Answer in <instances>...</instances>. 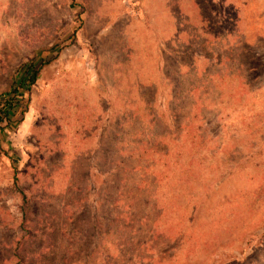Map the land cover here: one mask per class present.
<instances>
[{
  "label": "rangeland",
  "instance_id": "obj_1",
  "mask_svg": "<svg viewBox=\"0 0 264 264\" xmlns=\"http://www.w3.org/2000/svg\"><path fill=\"white\" fill-rule=\"evenodd\" d=\"M23 63L0 264H264V0H0V106Z\"/></svg>",
  "mask_w": 264,
  "mask_h": 264
},
{
  "label": "trees",
  "instance_id": "obj_2",
  "mask_svg": "<svg viewBox=\"0 0 264 264\" xmlns=\"http://www.w3.org/2000/svg\"><path fill=\"white\" fill-rule=\"evenodd\" d=\"M38 69L39 68H34L33 66L28 65L27 63H23L22 65H20L18 67V75H17V77L13 80V83L10 86V88L6 92H4L2 94V96L4 98V102L0 106V121H3V120L9 121V117H8L9 116V110L15 107V105H14V103H12V101L17 102L16 99H17V96H19V92H20L21 89L22 90L24 89L26 91L29 90V87L31 86V84L36 79V76H37V73H38ZM125 165H126V162L125 161H123V160L120 161V162L118 161V165H116V167H115V171L117 172L115 174L116 177L119 176L118 175V171H119V169L121 167H122V171H124V170L127 169V165H126V167H125ZM148 168H153V166L150 164V166H148ZM15 177L16 178L14 179V184L18 188V193L21 196L20 212L22 214V218L24 217L23 218V221L21 220V222H20V226L30 236L31 235V232H32L31 229H30V227L26 228L25 225H24V220H25V217L27 216V210H28V208L30 206V205H28L29 204L28 197L30 195L27 194V191L29 190V188H22L21 185H19V183H18L17 175ZM122 180L123 179L115 178V181H117L118 183H121ZM118 195H119V189L116 192V196H118ZM30 198L33 199V200H35L36 199V196L33 195ZM114 208H113V210H114ZM119 215H120V217H119ZM121 215H122V213H119L118 214L117 211L114 212V219H115V221H118L119 219H121ZM122 226L123 225H118L116 227V230L120 229ZM32 227L34 228L32 230L34 232L38 233V235H39L40 234V231L36 228V226L35 225H32ZM43 242L44 241L41 242L40 240H37V238H36L35 240L33 239L31 243L35 244V246H37V248H38V246H41L43 244ZM20 248H24L23 243H20ZM119 250H121V249L119 248L118 249V252H120ZM113 257H116V256L114 255ZM14 258L16 260V262L14 264H26V262H27L26 260L28 258V255L23 254V253L22 254L15 253L14 254Z\"/></svg>",
  "mask_w": 264,
  "mask_h": 264
}]
</instances>
